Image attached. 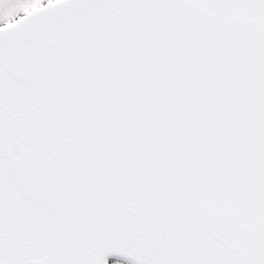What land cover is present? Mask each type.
Masks as SVG:
<instances>
[{"label":"snow or ice","instance_id":"6c2138e0","mask_svg":"<svg viewBox=\"0 0 264 264\" xmlns=\"http://www.w3.org/2000/svg\"><path fill=\"white\" fill-rule=\"evenodd\" d=\"M0 264H264V0H0Z\"/></svg>","mask_w":264,"mask_h":264}]
</instances>
